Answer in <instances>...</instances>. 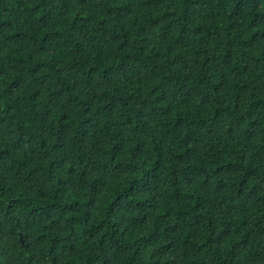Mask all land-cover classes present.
I'll use <instances>...</instances> for the list:
<instances>
[{"label": "trees", "instance_id": "1", "mask_svg": "<svg viewBox=\"0 0 264 264\" xmlns=\"http://www.w3.org/2000/svg\"><path fill=\"white\" fill-rule=\"evenodd\" d=\"M0 264H264V0H0Z\"/></svg>", "mask_w": 264, "mask_h": 264}]
</instances>
